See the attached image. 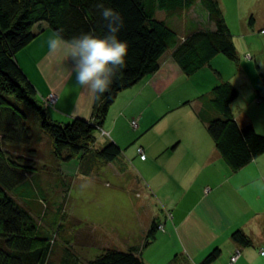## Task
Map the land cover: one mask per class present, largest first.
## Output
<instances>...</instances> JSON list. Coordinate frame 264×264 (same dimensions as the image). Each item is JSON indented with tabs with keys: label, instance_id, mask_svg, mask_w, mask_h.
<instances>
[{
	"label": "trees",
	"instance_id": "16d2710c",
	"mask_svg": "<svg viewBox=\"0 0 264 264\" xmlns=\"http://www.w3.org/2000/svg\"><path fill=\"white\" fill-rule=\"evenodd\" d=\"M99 2L101 0H0V264L50 263L51 239L58 231L53 230L54 234L50 229L46 232L39 229L33 217L39 206L37 202L42 209L46 207V195L38 191L34 183L36 175L39 172L60 177L62 194L70 188L61 176L64 168L73 165L78 172L91 174L98 166L118 159L122 151L113 141L99 147L94 144L95 134L101 130L120 92L155 74L167 53H171L186 77L210 66L217 56L238 62L232 34L216 0H102L106 7L123 17L124 26L118 37L128 44L126 67L113 79L108 92L99 100L94 97L89 119L53 121L50 109L37 97L16 55L43 31L42 24L53 32L63 28L65 39L88 32L102 37L106 28L96 7ZM197 6L206 12L209 27L203 20L197 23L190 18L183 23V30L171 24L172 19L179 20ZM252 20L253 17H249V23ZM35 26L37 32L33 31ZM237 95L233 86L221 82L208 94L198 97L200 107H194L196 117L231 172L264 154V135L250 122L239 123L233 116L231 104ZM191 102L188 100L185 105ZM43 136L50 140V155L56 166L49 172L45 164L37 167L35 163H27L37 156L33 147ZM138 150L142 151L140 147ZM24 153L28 157H24ZM65 198L60 199L65 203ZM66 217L61 212L56 213L52 226L58 229L59 221ZM159 227L152 221L144 237L145 245L151 242L158 229L162 230ZM231 240L239 247L253 246L250 238L240 230L232 233ZM143 248L144 245L130 246L126 250L106 248L86 264H146ZM220 254V249L214 248L200 264H212ZM69 262L67 255L66 263Z\"/></svg>",
	"mask_w": 264,
	"mask_h": 264
},
{
	"label": "crops",
	"instance_id": "0c3cea01",
	"mask_svg": "<svg viewBox=\"0 0 264 264\" xmlns=\"http://www.w3.org/2000/svg\"><path fill=\"white\" fill-rule=\"evenodd\" d=\"M257 5L258 2L239 16L236 3L232 14L236 19L237 36L232 34L231 25L227 23V26L238 55L244 54L246 78L252 77L255 80L248 81L249 83L245 85L249 97L255 100L259 98L261 102L257 105L261 106L264 105V76L261 75L259 79L256 74L262 72L264 55L263 58L262 54L258 56L259 53L247 42L255 32L264 29V0L260 1L259 9ZM251 16L253 20L249 23ZM206 22L207 16L203 24L209 27ZM46 29L43 28L39 33L40 37ZM41 38L32 45L35 54L33 58L27 57L33 41L16 55L17 63L25 74L27 72L26 75L34 87L36 86L37 97L43 99L50 94L57 96L54 109L49 110V116L53 121L65 123L73 118L89 119L94 96L76 85L75 73L72 71L69 57L64 53L49 54L47 47L49 37ZM240 39L246 43L243 49L239 46ZM218 58L217 56L215 60ZM205 68L199 72H204ZM195 76L186 77L182 74L171 53H167L155 74L145 77L135 84V87L117 95L108 110L101 130L95 134L94 145L99 147L108 141H113L120 146L124 138L123 123L126 124L128 121L126 117L132 118L131 115L136 114L135 102L139 98L144 107L140 115L145 110L150 111L152 104L155 106L150 111V119L156 120L163 113L170 114L177 111L179 127L176 140L170 137L165 146L167 159L163 172L166 175V182L157 187L160 190L173 188L176 193V199L170 197L166 200L162 199L165 207L171 211V217L169 220L163 213L154 215L152 210L151 213L148 211L146 201L138 202L137 206L140 209L145 208V212L140 214V239L132 246L144 241V236L154 221L158 227L162 226L163 231L158 229L151 242L144 244V248L148 252L156 247H163L166 250L152 261L149 256L148 260L143 256L146 264H200L202 258L214 248H219L221 254L212 264H227V252L230 255L236 250L241 256L235 264H264V254H261L264 253L262 251L264 248V154L240 170L230 171L216 151L213 140L202 127L204 125L195 115L194 107H200L197 98L203 95H196V90L189 92V82L194 81ZM188 100L192 101L191 105H185ZM252 104H255L254 100ZM234 118L239 123H248V121L244 122L245 117L242 120L235 116ZM140 121L148 123V119L143 118L142 115ZM253 126L258 133L264 135V128L258 130L254 123ZM142 151L144 153V149ZM120 158L121 156L116 160ZM105 165L110 163L102 166ZM118 177L120 178L119 175ZM135 180H138L137 186L142 187L145 194L142 197L146 199L147 193L138 176H135L134 181L130 183L128 180V189L134 188ZM135 195L139 200L141 194L135 193ZM235 230L246 234L255 249L261 250L260 254L255 252L258 257L254 258L251 253L249 255L250 248L239 247L232 242L231 235Z\"/></svg>",
	"mask_w": 264,
	"mask_h": 264
},
{
	"label": "rangeland",
	"instance_id": "374dc122",
	"mask_svg": "<svg viewBox=\"0 0 264 264\" xmlns=\"http://www.w3.org/2000/svg\"><path fill=\"white\" fill-rule=\"evenodd\" d=\"M216 1L223 13L226 24L231 25L232 34L237 36L236 19L232 14L235 11L236 3L238 4L236 11L239 16H242L257 2V8L259 9L261 0ZM203 14L205 18L204 16L202 17ZM206 16V12L197 6L190 12H186L179 20L172 19L170 22L175 28L183 30V23L188 18L199 23L202 20L205 21ZM210 26V28H213V25ZM237 26L239 27V25ZM46 27L45 24H42V28L46 29ZM262 30L255 32L252 38L247 39V42L252 46V49H255L259 53L258 56L262 54L261 56L263 58L264 33H262ZM33 31L37 32L38 27L35 26ZM52 33L53 31L47 27L41 37L44 36L45 39H48ZM41 37L38 32V35L34 38L30 46L31 50L27 57H34L35 54L32 51V45L36 44L37 41L39 42L42 39ZM238 42L239 46L243 49L246 45L245 41L240 39ZM218 57V59H214L211 62L210 66L203 70L204 72L195 74V82H189V92L196 90V95H202L210 92L213 86L221 82H228L238 93L237 98L231 104L234 116L241 120L245 117L244 122L254 123L258 130L261 127L264 128V105L258 106L257 104L261 102L260 99L255 100L250 98L249 91L245 86L246 83L254 82L255 80L252 77L247 79L245 76L244 70L246 66L243 63L245 61L244 54L238 55L237 63L230 62L223 56ZM261 69L262 72L256 74L257 77L259 76V79H261V75L264 76V67L261 66ZM204 73L206 74L204 75ZM43 99L39 98V100L43 101L47 109H54L56 102L55 104L48 102L49 104L46 106L45 100ZM252 100H254L255 104H252ZM140 101L139 98L135 102L136 114L133 113L131 115L132 118L126 117L128 121L126 124L123 123L122 133L124 138L119 146L122 151L119 160H115L110 165H105L104 167L100 165L91 174H85L82 171L78 172L77 167L75 168L73 165L68 168L71 170L64 168L61 176H63L65 185L67 183L70 184V188L62 194H60L62 187L59 185L58 179L61 180L59 176L57 179L53 175H50V173L48 175L45 173L40 174L39 172L36 175V181L34 183L37 185L34 184V186L36 185V189L46 195V200L44 201L46 207L42 209L39 202H37L39 206H37L33 213V217L39 229L45 232L47 229H50L51 232L53 230L58 231L56 234L53 232L55 234L54 236L51 234L53 236H51L53 248L49 264H67V255L70 261L69 264H86L87 261L93 259L106 248L112 247L118 250H126L132 244H137V240L140 239L141 235L140 214L145 212V208L140 209L137 206L138 202L143 203L146 201V205L149 207L147 208L148 211L151 213L152 210L154 215H161L163 213L168 219L171 217V211L165 207L162 199L166 200L167 197L176 199V193L173 188L171 190H160L157 187H160L166 182V175L163 172V167L167 159L165 146L170 137L176 140V133L179 127V119L176 117L179 114L177 111H173L170 114L166 112L167 114L163 113L156 120L150 119V111L155 107L152 104L150 111L145 110L141 114L143 118L148 119V123L145 124L144 121H140V111L144 110ZM248 104L250 106H247ZM133 120L137 121V129L131 127V121ZM146 125H148V129H146ZM152 125L153 127H151ZM202 127L205 128L204 126ZM49 141L46 136L36 141L37 144L33 148L37 150L38 154L27 163H35L34 165H37V167L38 165L45 164L48 166V172L53 171L56 166L50 155L51 147ZM139 147L144 149V160H141L140 155L136 152ZM24 157H28L27 154ZM135 176H138L139 180L142 181V186L147 193L146 199L142 197L145 195L142 187L137 186L139 184L138 180H135L133 189H128V180L129 183L134 181ZM29 177L32 179L33 176L30 174ZM53 188L55 191H52ZM135 193L141 194L139 200H137ZM40 195L42 196V194ZM63 196L66 197L65 203L60 199L61 197L63 199ZM58 206L61 209L60 211L57 209ZM58 212L63 213V216L67 215V219H61L59 221L60 227L55 229V225L52 226V220ZM144 242L138 245H144ZM66 250H69L68 254H66ZM165 250L163 247H156L148 252L147 249L143 248L142 254L146 260H148L149 256L152 261L165 252ZM262 251H264V248ZM255 252L260 254L261 250L257 251L253 245L250 247L248 253L249 255L251 253L256 258L258 256H256ZM231 255L232 253L229 255L227 252V264H230ZM240 256L241 253L239 252L237 261H239Z\"/></svg>",
	"mask_w": 264,
	"mask_h": 264
},
{
	"label": "clouds",
	"instance_id": "9594fccd",
	"mask_svg": "<svg viewBox=\"0 0 264 264\" xmlns=\"http://www.w3.org/2000/svg\"><path fill=\"white\" fill-rule=\"evenodd\" d=\"M96 7L105 22L106 32L102 37L88 32L65 39L64 29L60 28L47 40V47L49 54L64 53L69 57L76 85L99 100L126 67L128 44L118 37L124 26L121 14L106 7L102 0Z\"/></svg>",
	"mask_w": 264,
	"mask_h": 264
},
{
	"label": "built area",
	"instance_id": "2783aa9c",
	"mask_svg": "<svg viewBox=\"0 0 264 264\" xmlns=\"http://www.w3.org/2000/svg\"><path fill=\"white\" fill-rule=\"evenodd\" d=\"M262 33H264V29L262 30ZM56 100H57V96H56L55 94H50L49 96H47V97L45 98L46 106H47V104H49V103H50V104H53V103L55 104ZM48 102H49V103H48ZM131 127L134 128V129H137V121H136V120L131 121ZM138 153H139V155H140V158H141L142 160H144V156H143L142 151H141V150H138ZM159 228L161 229L162 226H160ZM261 254H263V252H261ZM238 257H239V251L236 250V251H234V252L232 253V255L230 256V264H234V263H236Z\"/></svg>",
	"mask_w": 264,
	"mask_h": 264
},
{
	"label": "bare ground",
	"instance_id": "6f19581e",
	"mask_svg": "<svg viewBox=\"0 0 264 264\" xmlns=\"http://www.w3.org/2000/svg\"><path fill=\"white\" fill-rule=\"evenodd\" d=\"M239 258V257H238Z\"/></svg>",
	"mask_w": 264,
	"mask_h": 264
}]
</instances>
